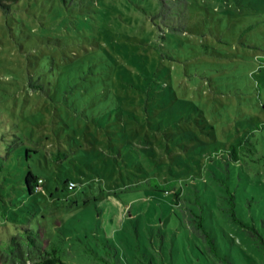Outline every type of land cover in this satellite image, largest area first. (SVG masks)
Segmentation results:
<instances>
[{
  "label": "rangeland",
  "instance_id": "1",
  "mask_svg": "<svg viewBox=\"0 0 264 264\" xmlns=\"http://www.w3.org/2000/svg\"><path fill=\"white\" fill-rule=\"evenodd\" d=\"M263 127L264 0L0 4V264L26 226L122 264H208L172 194L130 188L150 177L200 195L236 264H264ZM254 130L258 158L230 160Z\"/></svg>",
  "mask_w": 264,
  "mask_h": 264
},
{
  "label": "trees",
  "instance_id": "2",
  "mask_svg": "<svg viewBox=\"0 0 264 264\" xmlns=\"http://www.w3.org/2000/svg\"><path fill=\"white\" fill-rule=\"evenodd\" d=\"M18 0H0V4L5 9L11 7L13 2ZM264 128V127H263ZM264 138V130L262 132ZM259 138L256 131L250 134L240 136L237 138L229 148V159L234 162H239L243 157L250 159H257L256 154L259 153ZM28 150L31 151L30 148ZM0 168H3L2 161L0 160ZM69 181L68 188L74 189V185ZM26 188L34 193L38 191L42 184L43 178L32 170H30L25 177ZM72 185V186H71ZM135 187H151L153 190L162 191L168 195H173L174 203L179 206L181 210V221L187 228L195 240V245L199 251L205 256L208 264H236L229 254H223L219 245L218 239L209 229L206 224V217L203 212L204 205L200 195L195 192V197L191 198L186 196L182 187H178L176 181L162 182L158 178L150 177L146 182L138 185H132L130 188ZM229 200L232 206L229 208L232 211L234 220L240 221L236 214V194L228 187ZM195 204V205H194ZM175 212L179 214L176 210ZM251 234L258 233L264 243V235L261 234L256 228L250 227ZM47 240V241H46ZM10 251L6 253L12 257L9 264H99L103 260L104 264H122L113 257H107L95 249L94 246L87 244L82 245L76 249L69 246L64 238L56 240L46 239L42 233L33 227L26 226L24 231L18 233L10 240ZM74 254L80 256L75 259ZM18 256V257H16ZM23 259V260H22ZM163 263V259H161ZM159 264L158 261L154 262ZM140 264H153L151 260H141Z\"/></svg>",
  "mask_w": 264,
  "mask_h": 264
},
{
  "label": "built area",
  "instance_id": "3",
  "mask_svg": "<svg viewBox=\"0 0 264 264\" xmlns=\"http://www.w3.org/2000/svg\"><path fill=\"white\" fill-rule=\"evenodd\" d=\"M71 184L74 185V182L72 181Z\"/></svg>",
  "mask_w": 264,
  "mask_h": 264
}]
</instances>
